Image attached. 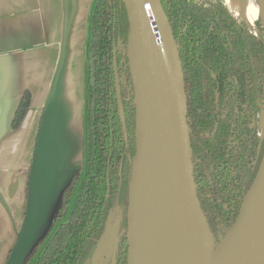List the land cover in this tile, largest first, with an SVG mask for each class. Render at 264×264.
Listing matches in <instances>:
<instances>
[{
    "label": "trees",
    "instance_id": "obj_1",
    "mask_svg": "<svg viewBox=\"0 0 264 264\" xmlns=\"http://www.w3.org/2000/svg\"><path fill=\"white\" fill-rule=\"evenodd\" d=\"M158 1L181 64L187 122L195 137L193 176L216 245L234 223L264 150L263 140L256 153L258 140L251 127L264 100V41L238 26L220 4ZM88 59L86 171L66 221L57 225L33 264H92L111 214L119 221L110 264H126L124 227L135 154V111L128 23L121 0H96ZM29 102L25 91L13 128ZM30 260L27 257L23 264Z\"/></svg>",
    "mask_w": 264,
    "mask_h": 264
},
{
    "label": "water",
    "instance_id": "obj_2",
    "mask_svg": "<svg viewBox=\"0 0 264 264\" xmlns=\"http://www.w3.org/2000/svg\"><path fill=\"white\" fill-rule=\"evenodd\" d=\"M121 1L128 23L135 111L126 264H140L139 203L153 194H162L171 206L182 264H264V152L234 223L215 245L197 196L183 75L168 22L158 0ZM115 67L114 63L121 112ZM56 95L57 87H53L41 113L29 165L24 215L5 264L24 263L43 232L59 185L57 171H74L76 167L75 157H71L79 138L75 137L73 143L59 134Z\"/></svg>",
    "mask_w": 264,
    "mask_h": 264
},
{
    "label": "crops",
    "instance_id": "obj_3",
    "mask_svg": "<svg viewBox=\"0 0 264 264\" xmlns=\"http://www.w3.org/2000/svg\"><path fill=\"white\" fill-rule=\"evenodd\" d=\"M95 2L0 0V264L22 222L33 143L53 87L59 134L72 131L79 138L83 131ZM25 91L29 108L13 128Z\"/></svg>",
    "mask_w": 264,
    "mask_h": 264
},
{
    "label": "rangeland",
    "instance_id": "obj_4",
    "mask_svg": "<svg viewBox=\"0 0 264 264\" xmlns=\"http://www.w3.org/2000/svg\"><path fill=\"white\" fill-rule=\"evenodd\" d=\"M224 2L231 9L233 16L240 21L244 20L250 25L251 22H253V24L256 25L259 22L258 18H260L261 20L259 8L256 0H224ZM256 17L258 18L256 19ZM71 61H72L71 62L72 70H74L73 69L74 58H72ZM85 65H86V61H85ZM87 67H88V58H87ZM86 88L87 89L85 93L87 94L88 87ZM73 151L75 154L76 167L74 168V171H63V170L57 171L56 176L57 179L59 180V185L53 196L46 221L44 222L41 228L43 232L39 238L40 240L39 239H38L39 241L37 240L38 242L29 252L30 254L28 255V258H31V260L34 259L36 255H38L39 251L43 248L45 242L49 239L53 230L56 228V226L59 223L66 220L70 212L75 193L85 173V160H86V127L85 126L83 127V131L79 137V144L76 145ZM77 175L78 178H76ZM72 188L73 191L71 193ZM116 224H117V219L113 214L111 217H109L107 221L106 231L101 241L99 242L97 251L93 258V264L111 263L114 242L116 240L115 238ZM126 232H127V224L124 227L125 246L127 249Z\"/></svg>",
    "mask_w": 264,
    "mask_h": 264
},
{
    "label": "bare ground",
    "instance_id": "obj_5",
    "mask_svg": "<svg viewBox=\"0 0 264 264\" xmlns=\"http://www.w3.org/2000/svg\"><path fill=\"white\" fill-rule=\"evenodd\" d=\"M261 22L264 25V2L257 0ZM64 137L75 142L72 131ZM75 157L72 154L71 159ZM75 160V158H74ZM138 246L140 264H182L179 240L171 206L162 194H153L139 203Z\"/></svg>",
    "mask_w": 264,
    "mask_h": 264
},
{
    "label": "flooded vegetation",
    "instance_id": "obj_6",
    "mask_svg": "<svg viewBox=\"0 0 264 264\" xmlns=\"http://www.w3.org/2000/svg\"><path fill=\"white\" fill-rule=\"evenodd\" d=\"M199 1H202V2H208V3H211V4H220L221 6H224L230 17L234 20V22L238 25V26H241V25H244L249 34L253 35L255 38L257 39H261L262 41H264V29L262 27V22L260 20V18L256 17V19L258 18V23L256 25L253 24V22H251V25L248 24L246 21L244 20H238L236 17L233 16L232 12H231V9L229 8V6L227 4H225L224 0H218V1H215V0H199ZM257 1V0H256ZM124 7V6H123ZM126 14V13H125ZM90 40V38H89ZM88 55H89V44H88ZM88 58V57H87ZM116 68V67H115ZM113 71H114V67H113ZM116 73H117V68H116ZM115 76V75H114ZM117 81H118V78H117ZM89 86V59H88V67H87V87ZM87 89V88H86ZM186 111H187V106H186ZM87 114H88V90H87V94H86V109H85V115H84V123H83V127L85 126L86 127V137H87ZM188 124V122H187ZM251 127H254L255 129V132H256V135H257V140H258V144L256 145V153H258L261 149V142L264 140V100H262L261 102V105H260V109L257 111V113L255 114V117L254 119L252 120L251 122ZM189 128V127H188ZM189 137H190V144H191V141L193 142V145H195V137L191 135V131L189 130ZM126 140V139H125ZM192 150V149H191ZM264 152V150H263ZM263 155V153H262ZM262 158V156H261ZM261 158H260V161H261ZM86 161H87V151H86V160H85V171H86ZM260 164V162H259ZM258 164V166H259ZM258 169V168H257ZM257 172V170H256ZM85 174V173H84ZM84 176V175H83ZM83 178V177H82ZM254 179V178H253ZM82 181V180H81ZM79 187V186H78ZM74 188V187H73ZM73 188H72V191H73ZM196 191H197V187H196ZM72 193V192H71ZM76 194V193H75ZM198 196V195H197ZM25 197H26V192H25ZM26 202V201H25ZM72 207V206H71ZM71 210V209H70ZM127 211V210H126ZM70 213V212H69ZM69 215V214H68ZM112 215H110L109 217H111ZM68 217V216H67ZM108 217V219H109ZM67 219V218H66ZM117 219V224H118V217H116ZM66 221V220H64ZM62 221V222H64ZM108 221V220H107ZM126 223H127V219H126ZM60 224V223H59ZM58 224V225H59ZM116 224V226H117ZM57 227V226H56ZM55 230V229H54ZM53 230V231H54ZM101 241V240H100ZM126 252H127V249H126ZM127 255V254H126ZM94 258V257H93ZM35 259V258H34ZM34 259L30 260V262L28 264H33L34 262ZM92 264H93V261H92Z\"/></svg>",
    "mask_w": 264,
    "mask_h": 264
}]
</instances>
